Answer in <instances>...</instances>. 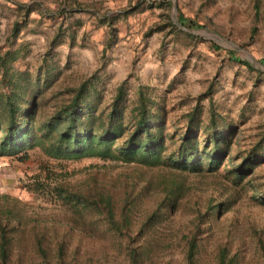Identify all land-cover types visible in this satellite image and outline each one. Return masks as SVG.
Segmentation results:
<instances>
[{
    "label": "rangeland",
    "instance_id": "rangeland-1",
    "mask_svg": "<svg viewBox=\"0 0 264 264\" xmlns=\"http://www.w3.org/2000/svg\"><path fill=\"white\" fill-rule=\"evenodd\" d=\"M168 2L0 0V54L15 51L9 73L35 95L37 119L89 80L94 123L105 117L118 86L126 119L141 88L149 119L160 121L165 134L164 153L193 105L203 126L210 103L229 141L227 156L211 172L203 156L199 172L95 157L55 160L37 146L27 148L26 157L0 156V227L9 244L0 263L133 264L130 252L146 246L138 264H264V205L255 197L264 191V149L255 151L257 162L240 178L233 171L253 145L264 146V0L257 17L252 0ZM177 9L201 26L178 24ZM14 21L20 28L13 40ZM108 21L116 36L105 47ZM227 50L252 69L231 61ZM4 84L0 80V96ZM168 187L178 192L171 212L162 209L154 217L159 225L136 235ZM59 188L86 196L102 190L114 213L129 198L131 211L114 224L94 206L74 207ZM217 201L227 202L226 209L200 223L188 255L195 214Z\"/></svg>",
    "mask_w": 264,
    "mask_h": 264
},
{
    "label": "trees",
    "instance_id": "trees-1",
    "mask_svg": "<svg viewBox=\"0 0 264 264\" xmlns=\"http://www.w3.org/2000/svg\"><path fill=\"white\" fill-rule=\"evenodd\" d=\"M168 1L170 0H158V3L168 4ZM260 5L261 0H252L251 6L255 17L259 16ZM29 11L30 9L27 7L23 13L26 15ZM107 20L111 21V18L106 17ZM176 21L186 27L201 26L193 19L184 17L178 9L176 10ZM107 23L109 28L105 47H109L116 36L114 27L109 21ZM19 28L20 23L14 21L11 26L13 40L16 38ZM254 30V27L250 28L251 33ZM212 45L213 48H218L216 44L212 43ZM226 54L231 61L244 65L247 69H252L248 60L235 56L232 50H227ZM15 58V51L9 49L0 54V80L3 84L5 82L2 96H0V156H17L20 153L21 157H26V149L37 146L44 155L55 160L95 157L101 160H118L121 163L147 166L168 165L173 169L189 172L201 170V156L205 159V170L209 172L216 170L227 156L229 141L225 137L226 133L217 123L215 112L210 103L207 122L203 126H201L197 105H193L185 113L183 129L177 137V142L171 151L164 153L165 134L160 128V121L149 119L147 99L141 88L137 91V103L126 119L122 116V107L120 106L122 88L118 86L105 117L96 119V123H94L88 93L89 80H85L75 87L73 94L66 102L49 114L37 119L35 95L31 93L27 83L21 79L20 75L9 73L7 63ZM259 61L264 63V58ZM160 120H162L161 117ZM200 135L201 139L199 140ZM118 139L120 140L116 142ZM262 140H264V135ZM258 149H264V146L253 145L245 157L234 167L235 179L236 173L238 174L237 178H240L257 162L255 151ZM165 190L166 192L157 206L137 227L136 235H140L144 227L151 228L159 225L156 224L157 221L154 217L156 213H162V209L165 210L164 213L171 212L173 204L178 199V192L177 189H169V187ZM64 191L59 188L58 194L72 202L74 207L94 206L97 210L104 212L106 218L114 224L124 222L127 214L131 211L133 200L129 198H123L118 212L114 213V201L110 194L102 190L91 196ZM255 197L264 205V191ZM225 203L227 202L209 203L205 211L195 214L192 233L188 238V255L193 251L195 235L199 232L200 223H205L209 214H218L220 209H226L223 207ZM6 241L3 229L0 227V257H5L9 245ZM39 243L37 241V248L42 253ZM145 248L146 246L142 247L140 253L135 250L130 252L133 264L139 263L138 257L145 253Z\"/></svg>",
    "mask_w": 264,
    "mask_h": 264
}]
</instances>
